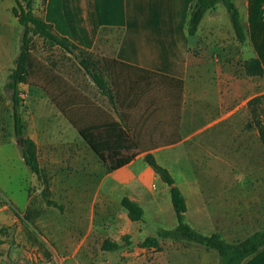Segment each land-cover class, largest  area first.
Returning a JSON list of instances; mask_svg holds the SVG:
<instances>
[{
    "label": "crops",
    "instance_id": "obj_1",
    "mask_svg": "<svg viewBox=\"0 0 264 264\" xmlns=\"http://www.w3.org/2000/svg\"><path fill=\"white\" fill-rule=\"evenodd\" d=\"M195 1L46 0L40 10L41 1L35 0L36 14L51 24L60 36L87 51L100 49L99 42L107 31H118L113 56L104 57L123 63L124 72L146 71L183 82V96L178 100L167 96L166 87L151 93L149 98L142 95L130 98L129 125L137 137L126 131L108 106L82 88L80 104L70 105L68 76L47 61L36 59L24 90L31 103L41 100L45 104L42 108L35 103L31 109H34V117H44L47 134L56 131L70 134L71 142L76 139L82 148L92 146L96 149L101 145L109 147L107 151L112 147L125 149L139 145L143 148L142 152L135 154L121 152L120 160L128 162L106 178L108 193L115 196L120 204L124 198L138 203L144 209V221L148 212L158 221H164L166 215L177 220L170 187L145 161L146 154L152 153L174 177L186 198L187 211H195L199 215L200 224H197V219L195 223L200 228H207L209 235L216 233L228 242H236L264 228V145L249 109V102L264 94V90L260 91V78L264 75L248 76L244 68L245 61L250 58H261L263 64L264 58L258 54L245 59V48L236 38L235 46H232L236 50V60L230 63L233 65L240 61L243 75L235 76L227 70L229 62L216 65L215 79L211 78V81L218 93L206 98L204 120L186 121L189 92L194 83L193 70L203 63V59L194 52L192 38H197L196 43L207 42L210 50L229 48V44L219 45L225 37L219 15L231 36L236 37L220 4L205 15L197 34L190 36V11ZM3 3L9 5L1 7ZM234 3L241 19L244 13L246 20L250 7L253 5L254 12L257 1L234 0ZM15 6V0H0V97L5 93L8 73L14 68L20 52L22 27L13 14ZM245 20L242 23L246 31ZM258 34L264 35V30L258 27ZM70 110L80 114V125L76 128L67 119ZM37 122L35 118V126ZM69 137L65 141L67 144ZM31 139L35 141L33 135ZM7 145L17 147L15 143L6 142L0 144V149ZM16 150L18 167L25 168L36 183L38 176L26 165L21 146ZM1 155L0 172L4 171L6 160L4 154ZM179 175L184 180L183 185L188 186L185 191L177 182ZM23 182L26 198L23 207H29L27 179ZM2 207L0 213L7 206ZM120 208L124 223L141 235L143 222H132L127 211ZM164 240L166 238H159L161 247Z\"/></svg>",
    "mask_w": 264,
    "mask_h": 264
},
{
    "label": "rangeland",
    "instance_id": "obj_2",
    "mask_svg": "<svg viewBox=\"0 0 264 264\" xmlns=\"http://www.w3.org/2000/svg\"><path fill=\"white\" fill-rule=\"evenodd\" d=\"M40 1L39 8L42 10L44 0ZM23 4L27 6L26 2ZM6 5L9 4L3 3L1 7ZM33 5L35 10V3ZM222 7L225 18L227 17L230 23L227 10ZM252 7L246 20L240 8L243 13L242 22L245 20L248 35L247 41L243 43L245 59L260 52L264 58V35L259 34L261 37L257 44L252 39ZM35 15L40 16L36 13ZM218 20L221 21V30L225 34L219 45L229 44L231 45L229 48L216 46L217 49L210 50L207 42L196 43L195 37L191 40L194 52L201 60L203 59V63L193 70L194 83L189 92V108L185 113L188 122L204 120L206 98L210 99L218 93L211 81L216 74V65H222L223 61L230 63L236 60V50L232 47L235 46L236 37H232L228 32L222 16L219 15ZM32 41V54L36 59L61 68L68 76L70 105L80 104L82 88L114 113L108 99L99 93L91 72L80 65L79 58L59 47L45 44L38 36L33 37ZM117 41L118 31H107L99 42L100 49L93 51L94 60L113 56ZM227 70L235 76L243 75L240 61L238 64L230 63ZM260 80V91L263 92L264 77ZM25 88L26 86L22 87L23 90ZM23 98L25 136L31 138L33 135L36 141L34 142L39 145L37 149L41 177L38 176L37 182L34 183L31 174L25 168L18 167L16 148L20 147V144L14 130L13 105L10 96L5 92L0 97V144L12 142L17 147L7 145L0 149V155L4 154L6 158L3 167L5 172H0V209L7 206L6 210L0 213V264H220L217 251L207 250L189 242L175 243L166 239L161 250L140 246L148 237L158 238L162 230H173L177 226V220L174 216L172 218V215H166L164 221H158L148 212L145 221L141 223L143 226L141 235H138L135 228L124 223L121 204L115 196L108 193L106 178L113 171L107 154L114 151L120 154L121 152L135 154L142 152L143 148L138 144V147L127 146L125 149L112 147L109 151H107L109 147L82 148L76 143V139L71 142L73 139L70 134L66 135L61 131L47 134L44 131V117H34V109H31V105L34 106L35 103L42 108L45 104L41 100L31 103L26 90ZM262 110L264 117V101ZM35 118L38 119L37 126L34 125ZM67 119L75 128L76 125H80V114L74 110H70ZM128 133L137 137L132 127ZM68 137L70 142L67 144L65 141ZM103 154L106 155L105 158ZM12 157H15V160H12ZM25 178L29 191V207H23L26 201L22 190ZM177 179L184 191L187 190L188 186L183 185L182 176L179 175ZM45 196L60 204L63 211L48 206ZM198 216L195 211L189 210L185 221L202 234L209 235L207 228H200L197 225L200 224ZM125 236L130 237V244L123 241ZM105 239L119 242L120 249L116 252H104L101 245Z\"/></svg>",
    "mask_w": 264,
    "mask_h": 264
},
{
    "label": "trees",
    "instance_id": "obj_3",
    "mask_svg": "<svg viewBox=\"0 0 264 264\" xmlns=\"http://www.w3.org/2000/svg\"><path fill=\"white\" fill-rule=\"evenodd\" d=\"M46 0H44L45 2ZM16 6L13 14L18 18L22 27V36L20 43V52L15 61L14 68L10 69L4 90L10 96L13 105L14 130L17 138L23 136L22 154L26 165L30 170L41 177V169L38 163V149L36 143L25 136L22 109L24 107V90L30 81V71L36 61L32 54V38L40 37L44 43L51 47H59L73 56L80 59V65L91 72L92 79L99 93L109 101L114 113L121 120L122 124L129 132V104L132 96L142 95L150 97L158 89L165 88L167 96L171 100L182 98L184 92L183 82L160 76L146 71L124 72L123 63L111 57H103L102 60H94V53L87 51L66 37L60 36L55 32L53 26L48 24L41 16L34 13L35 0H15ZM26 2L27 6L23 3ZM225 6L236 38L243 44L246 39L245 27L242 23L241 14L234 0H196L190 11L189 35L195 36L199 30L205 15L209 11L216 10L219 4ZM264 0H258L255 10L252 14V39L256 42L261 37L258 34V27L264 30ZM260 50V46H258ZM262 55V52H260ZM244 68L248 76H263L264 64L261 58L252 57L245 61ZM130 99V100H129ZM264 95L253 98L249 102V109L252 115L253 124L258 129L261 141L264 145V117L262 115V103ZM131 135V134H130ZM133 136V135H131ZM134 137V136H133ZM135 138V137H134ZM135 140V139H134ZM136 143V142H135ZM104 148L102 145L96 147ZM111 170L124 166L128 161L120 160V153L107 154ZM105 154L103 157L105 158ZM146 163L161 177L162 181L171 189V200L176 213L178 226L173 230H166L157 237H148L140 245L143 248H153L161 250L159 238L173 239L176 241L186 240L205 246L207 249L216 250L220 255V264H264V228L254 232L244 240L228 242L219 234L204 235L192 228L185 221L187 212L186 198L177 186L176 181L170 171L161 166L152 153L145 156ZM48 206L56 207L63 211V207L56 201L47 196L44 197ZM122 207L127 211L128 217L132 222H144V209L129 198H124L121 202ZM130 237L125 236L123 241L127 244ZM101 249L104 252H116L120 249V244L112 239H105L102 242Z\"/></svg>",
    "mask_w": 264,
    "mask_h": 264
},
{
    "label": "water",
    "instance_id": "obj_4",
    "mask_svg": "<svg viewBox=\"0 0 264 264\" xmlns=\"http://www.w3.org/2000/svg\"><path fill=\"white\" fill-rule=\"evenodd\" d=\"M23 139H24L23 136L18 138V143L20 144L21 147L23 146Z\"/></svg>",
    "mask_w": 264,
    "mask_h": 264
}]
</instances>
